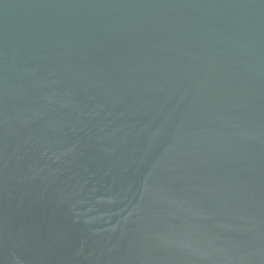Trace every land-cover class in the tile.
Segmentation results:
<instances>
[{
    "label": "water",
    "instance_id": "1",
    "mask_svg": "<svg viewBox=\"0 0 264 264\" xmlns=\"http://www.w3.org/2000/svg\"><path fill=\"white\" fill-rule=\"evenodd\" d=\"M0 264H264V0H0Z\"/></svg>",
    "mask_w": 264,
    "mask_h": 264
}]
</instances>
